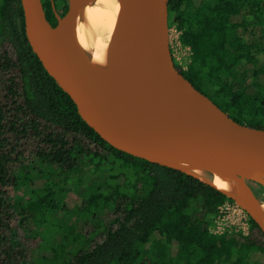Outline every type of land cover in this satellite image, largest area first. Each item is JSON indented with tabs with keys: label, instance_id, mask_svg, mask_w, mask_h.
<instances>
[{
	"label": "trees",
	"instance_id": "1",
	"mask_svg": "<svg viewBox=\"0 0 264 264\" xmlns=\"http://www.w3.org/2000/svg\"><path fill=\"white\" fill-rule=\"evenodd\" d=\"M43 3L56 26L53 5L63 16L68 0ZM169 27L191 52L185 69L174 59L185 78L234 121L264 128V0H169ZM57 193L84 203L62 204ZM227 203L235 201L195 176L99 138L33 52L21 0H0V264H32L35 250L44 264H264V233L252 218L247 235L214 232ZM64 224L69 252L55 238L43 241Z\"/></svg>",
	"mask_w": 264,
	"mask_h": 264
},
{
	"label": "water",
	"instance_id": "2",
	"mask_svg": "<svg viewBox=\"0 0 264 264\" xmlns=\"http://www.w3.org/2000/svg\"><path fill=\"white\" fill-rule=\"evenodd\" d=\"M86 1L68 0L63 16L53 5V26L43 0H21L33 52L74 101L81 118L99 138L133 157L199 180L235 178L245 191L241 207L264 233V204L252 188L264 186V128L234 121L176 67L169 0H112L114 31L133 21L140 47L135 73L113 79L85 74L78 25Z\"/></svg>",
	"mask_w": 264,
	"mask_h": 264
},
{
	"label": "bare ground",
	"instance_id": "3",
	"mask_svg": "<svg viewBox=\"0 0 264 264\" xmlns=\"http://www.w3.org/2000/svg\"><path fill=\"white\" fill-rule=\"evenodd\" d=\"M115 19L112 0L86 1L78 25V41L85 74L90 77H129L137 69L140 57L138 26L127 21L114 31ZM102 33H107V41L100 36ZM199 178L232 198L240 207L244 205L245 191L235 178L223 175ZM262 210L264 212V205Z\"/></svg>",
	"mask_w": 264,
	"mask_h": 264
},
{
	"label": "rangeland",
	"instance_id": "4",
	"mask_svg": "<svg viewBox=\"0 0 264 264\" xmlns=\"http://www.w3.org/2000/svg\"><path fill=\"white\" fill-rule=\"evenodd\" d=\"M100 36H102V38L104 39V41H107L108 39V35L107 33H102ZM107 36V37H106ZM170 42H171V49H172V54L174 59L176 60V62L182 67V68H186L188 63L190 62V56H191V52L190 49L183 46L182 43L180 42V34L173 28L170 29ZM24 173H26V176H28V178L33 179H39L38 177L34 176L31 171H29L26 167H24ZM259 186L262 185H253L252 187L259 189ZM264 187V186H262ZM30 193H31V188L29 187H25L21 190V195L23 196V205L25 207H27L29 201H30ZM259 199L262 201V203L264 204V194H262L261 197H259ZM57 200H59L62 204L63 203H67L68 205H70L71 207H76L80 208L84 201L83 198L72 194H68V195H62L61 193H57ZM88 200L91 202L93 200V197H89ZM236 203V202H235ZM91 209L98 215V217L102 220V222L104 224H108L110 226L115 225V220L116 218L110 214L106 208L102 207V206H98V205H91ZM55 215H53V217H51L50 219H48L49 222L54 221ZM66 221L69 224H73V219L71 217H67ZM214 232H216L218 235L223 236V234H228V233H236V234H241L242 231H244L245 228L249 227V215L247 214V212L240 207L237 203L235 205V207L230 210H228L227 214L225 215V217H221L220 219L217 218V220L214 222ZM41 229H43L44 224L42 225H38ZM46 227V226H45ZM69 229V225L68 224H64L62 227L61 231H58V233L54 234H44V239L43 241H45L46 243H50V239L55 238V240L52 241V243H56L58 242V244H61V246L59 247V250H61L62 248L67 249V251L69 252L70 248H73L74 246L72 244L69 243V241L67 240L66 236H67V231ZM87 232L91 233L93 231V228L91 226H89L86 230ZM19 237L22 238V233L23 230L19 231ZM54 235V236H53ZM92 237L96 238V236L94 235V233H92ZM14 239V236H13ZM16 236L14 239V244H15V250L14 254L19 256L20 253H18V251L20 249V247L16 246ZM32 244L34 245L35 242L33 241ZM22 252V251H21ZM35 255H34V263L32 264H44L45 263V259H44V253L40 250H35L34 251Z\"/></svg>",
	"mask_w": 264,
	"mask_h": 264
},
{
	"label": "built area",
	"instance_id": "5",
	"mask_svg": "<svg viewBox=\"0 0 264 264\" xmlns=\"http://www.w3.org/2000/svg\"><path fill=\"white\" fill-rule=\"evenodd\" d=\"M235 205H236V203L235 204L227 203V204L223 205L220 208V216L218 218L220 219L221 217H225L228 210H230L231 208L233 209L235 207ZM249 232H250V224H249V227L245 228L244 231L241 232L240 235H247V234H249ZM223 235H225V234H223Z\"/></svg>",
	"mask_w": 264,
	"mask_h": 264
}]
</instances>
